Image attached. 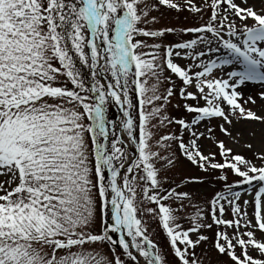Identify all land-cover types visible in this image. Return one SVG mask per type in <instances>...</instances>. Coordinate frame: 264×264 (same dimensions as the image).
<instances>
[{"label":"snow or ice","instance_id":"6c2138e0","mask_svg":"<svg viewBox=\"0 0 264 264\" xmlns=\"http://www.w3.org/2000/svg\"><path fill=\"white\" fill-rule=\"evenodd\" d=\"M160 6L208 18L148 27ZM173 75L179 98L196 102L182 105L188 120L165 114L177 95ZM249 82L264 104V0H0V264H264V149L244 145L253 162L210 126L221 121L219 131L240 144L237 124H264L249 107L256 97L239 91ZM112 106L118 121L107 116ZM165 122L179 135L156 139L157 149L171 141L201 172L220 170L225 191L210 214L176 190L204 177L165 187L161 169L179 159L153 150V129ZM201 138L217 151L202 152ZM253 190L252 201L243 198ZM185 200L196 209L187 229ZM154 225L170 247L151 238ZM203 230L214 235L198 256L209 242Z\"/></svg>","mask_w":264,"mask_h":264},{"label":"rangeland","instance_id":"374dc122","mask_svg":"<svg viewBox=\"0 0 264 264\" xmlns=\"http://www.w3.org/2000/svg\"><path fill=\"white\" fill-rule=\"evenodd\" d=\"M154 2H156V0H154ZM200 2H201V0H197V4H199ZM237 2L239 3L240 0H237ZM250 2L258 3V0H250ZM151 15H154L159 19L158 24L148 26V27H154V28H161V27H165V26H181V25L193 26V24L204 23L208 18L207 15H204L203 20H201L199 16H196L195 19H193V17L190 14H188L186 11L182 12V13H176L175 10H169L163 6H160L159 11H154L151 13ZM185 16H188L187 20H185ZM177 17H179V19H177ZM194 36H195V34H192L191 36H188L185 38L186 39L187 38H194ZM138 38L139 39H147L149 43L153 42L152 38H144V37H138ZM167 39L174 41V40L178 39V37H174L170 34L167 37ZM144 51L147 52L150 50L144 49ZM213 58H215V57H213ZM175 62H177L178 64H180L182 66H187V64L190 63V61L180 59V58H175ZM214 72H216L217 75H223V73H220L219 70H214ZM166 74H170V73H166ZM172 78H173V80L176 81L177 95L170 98L171 103L166 105V113L165 114L169 115L173 119L183 118V119L188 120L190 118L189 114H187L184 111L182 105L184 103L195 104L196 102L195 101L181 100L178 96V88L182 86V82H180L178 80V78H176L174 75ZM151 83H152V81L149 80V84H151ZM249 85L253 87V88L250 87V92H251V90L259 92V85H255V84H252L250 82H249ZM170 86L171 85L168 84L166 81L163 82L160 85V92L164 93L165 89L167 87H170ZM69 87H70V85H69ZM189 90L194 91V89H189ZM177 104H180L181 107H177L176 106ZM201 104H203V101H201ZM262 106H263V108H260L258 103L256 105H249V107H251V109L257 113V115H264V104H262ZM120 115H121V113L119 112L117 107L112 106L108 109V112H107L108 118L118 121V118L120 117ZM220 122L221 121H219V120L213 119L211 121V124H210V126L214 129L215 138H217L219 140H223L225 142L226 147L232 148L234 153H238L240 155H243L247 159H251V160H253V162H256L254 160L253 151L247 149L246 147H244V145L251 143L253 145L254 149H256V150L264 149V124H260L259 122H256V121H242L241 123L237 124L235 131H239L241 133V137H240L241 142H240V144H235L232 140H230L227 136L223 135L219 131L217 125ZM206 123H208V121L202 122L201 126L199 127V131H201V132L205 131L203 124H206ZM177 129H178L177 125H175V124L169 125L166 122H165L164 126L153 129V131L156 133V136L154 137V140H153V150H159L164 155H168L170 152L175 151L177 156L179 157L175 168L168 170L167 172H165L164 169H161V176L163 177L166 174L168 177V181H169L168 184H165V187H169V186L175 187L177 183L181 182L182 178L204 177V183H202V184L184 183V184H182V186L180 188H177L176 190L178 192L179 191L188 192L192 197V205H195V206L199 207L200 209H203V211L206 214H210V204H209L210 200L212 199V197L215 195L216 192H224L225 191L223 182H217V180L215 178L217 175L220 174V170H217L215 173H212V172L203 173V172H201L195 166L191 165V163L188 162L186 160V158H184L183 156H180V154L178 152V146L171 141L166 142V143L173 144L172 148H169L167 151H165L163 148L157 149L155 146V140L159 139L161 136L169 135L172 133H176L177 135H179V132ZM235 131L233 133L234 135H235ZM185 139H187V136H185ZM199 144L201 146L202 152H204L205 154H207L209 152L217 151L216 147L214 145H212L209 141L205 140L204 138H201V140L199 141ZM129 155H135L134 150L130 151ZM216 159L221 160V158L219 156H217ZM256 163H258V162H256ZM4 179H6V178L3 176H0V181H3ZM228 179H229V182L231 183V182H234L237 178L229 173ZM254 196H255V190H253L251 195L245 194L243 196V198L247 199L249 201H252L254 199ZM166 203L170 204L173 208L178 206L177 202H175V201H168ZM184 205H185L184 211L179 213V215L182 217V219L179 221V223H181L182 226L185 229H187L188 227L191 226V222L189 219H187V217L194 215L196 209L192 206H189L187 200L184 201ZM248 211L251 214L253 212V207H249ZM225 216L228 219L232 218L228 212L225 213ZM209 222H211L210 221V215H209ZM153 227L155 230V235H153L151 238L154 240V242H157L158 246H160L162 248L170 247L168 245V242H167V237L163 233L162 229L156 228L155 225ZM214 228H215V226H214ZM203 232L205 235H207L209 237V242H206L203 245V247H197L196 248V252H197L198 256H202L203 252L210 248V243H211V240H212L213 235H214V232L212 230H203ZM192 238L195 239V236L193 235ZM257 238H259V236ZM103 251L105 254H109L107 249H104ZM168 259L170 261H172L173 257L170 255L168 257ZM213 259L214 260L216 259L214 254H213ZM206 264H207V261H206Z\"/></svg>","mask_w":264,"mask_h":264},{"label":"bare ground","instance_id":"6f19581e","mask_svg":"<svg viewBox=\"0 0 264 264\" xmlns=\"http://www.w3.org/2000/svg\"><path fill=\"white\" fill-rule=\"evenodd\" d=\"M250 87L253 88L252 86L249 85V83H247L246 86H243L242 88H240L239 91L243 92L244 95H245V97H246L247 95H252V96L256 97V99H257V103H258L259 107H260V108H263L262 103L260 102L259 97H258V95H257L258 92H256V91H252V90H251V92H250ZM257 87H258V86H257ZM257 87H256V88H257Z\"/></svg>","mask_w":264,"mask_h":264}]
</instances>
